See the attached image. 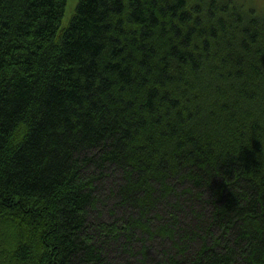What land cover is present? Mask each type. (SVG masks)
Segmentation results:
<instances>
[{
	"label": "trees",
	"instance_id": "obj_1",
	"mask_svg": "<svg viewBox=\"0 0 264 264\" xmlns=\"http://www.w3.org/2000/svg\"><path fill=\"white\" fill-rule=\"evenodd\" d=\"M0 0V264H264V10Z\"/></svg>",
	"mask_w": 264,
	"mask_h": 264
},
{
	"label": "rangeland",
	"instance_id": "obj_2",
	"mask_svg": "<svg viewBox=\"0 0 264 264\" xmlns=\"http://www.w3.org/2000/svg\"><path fill=\"white\" fill-rule=\"evenodd\" d=\"M240 2L245 3L246 6L255 8L256 10H264V0H239ZM76 0H68L66 5V13L62 20V25L67 23L68 17L73 10Z\"/></svg>",
	"mask_w": 264,
	"mask_h": 264
},
{
	"label": "bare ground",
	"instance_id": "obj_3",
	"mask_svg": "<svg viewBox=\"0 0 264 264\" xmlns=\"http://www.w3.org/2000/svg\"><path fill=\"white\" fill-rule=\"evenodd\" d=\"M245 4V3H244Z\"/></svg>",
	"mask_w": 264,
	"mask_h": 264
}]
</instances>
